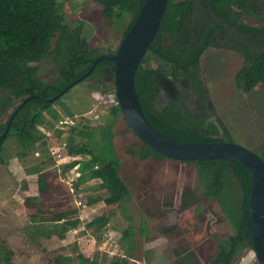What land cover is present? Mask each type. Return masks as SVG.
Returning <instances> with one entry per match:
<instances>
[{"label": "rangeland", "instance_id": "374dc122", "mask_svg": "<svg viewBox=\"0 0 264 264\" xmlns=\"http://www.w3.org/2000/svg\"><path fill=\"white\" fill-rule=\"evenodd\" d=\"M58 1L68 26H80L81 37L101 53H114L122 28L104 19L100 6L93 0ZM245 22L254 27L264 24L253 18ZM242 62L241 55L233 51L208 49L200 59L198 97L204 116L218 128L215 138L223 139L226 132L231 142L255 153L264 145V84L249 94L237 90L234 76ZM33 66L39 78L53 77L52 57ZM95 84L87 80L62 96L60 104L71 115L59 104L53 105L59 117L53 121L45 116L41 127L44 145L24 152L14 138L4 141L0 151V264H173L186 251L193 253L195 264L208 263L218 243L234 236V230L212 200L181 208L183 191H201L196 166L169 159H139V139L121 114L110 121L109 110L116 102L112 80L105 91L103 86L91 90ZM176 88L182 92L177 82ZM158 90V103L169 104L164 90L160 86ZM192 100L189 97L186 102L189 107ZM0 120L5 122L6 115ZM108 125L111 140L105 132ZM83 127L93 130V146L79 137L76 144L93 147L105 157H110L111 144L119 160V175L129 194L115 205H88L89 199L105 196L97 180L80 186L78 192L73 190L78 172L76 167H64L74 160L67 156L66 146L71 129ZM73 210L65 223L68 229L59 237L54 215ZM98 216L108 218L106 226L98 232L87 229L86 224ZM233 264L258 263L253 251L243 250Z\"/></svg>", "mask_w": 264, "mask_h": 264}, {"label": "trees", "instance_id": "16d2710c", "mask_svg": "<svg viewBox=\"0 0 264 264\" xmlns=\"http://www.w3.org/2000/svg\"><path fill=\"white\" fill-rule=\"evenodd\" d=\"M93 1L100 6L104 19L115 23L118 29L122 28L121 41L136 19L144 0ZM126 17L129 20L125 24ZM250 18L264 22V0L167 1L159 29L134 78L143 115L156 132L176 142H231L224 131L223 139L215 138L218 128L207 117L195 118L181 106L160 105L156 77L158 74L173 82L178 79L190 81L199 96L197 76L201 57L208 49H227L241 55L243 59L234 76L236 89L245 94L251 93L257 85L264 84V24L250 26L245 22ZM81 35L80 26L71 28L65 23L58 0H0V119L6 115L5 122L0 120V135L25 98L32 95L43 99L54 98L70 83L83 76L93 61L104 55L99 49L90 46ZM49 57H52L54 74L49 80H43L38 77L37 68L33 65ZM151 63L156 67L151 68ZM112 79V62L101 60L91 74L76 85L94 80L96 84L90 89L98 91L103 86L102 91H105ZM61 98L52 103L29 100L13 116L5 138L0 140V151L4 141L9 138H14L24 152L44 145L45 136L41 133V127L45 124V116L53 121L59 117L57 111L52 109L53 105L59 104L65 113L71 115L68 108L60 104ZM109 112L110 121L120 114L116 102ZM151 113L154 117H151ZM90 130L86 127L71 129L66 154L74 160L64 167L66 170L77 169L74 192L92 180L99 182L98 189L104 191L105 196L89 199V206L97 202L112 206L127 197L129 191L119 175L120 163L111 144L110 157L98 154L93 147L85 148L86 144H76V137H79L85 138L87 145L93 146V130ZM105 132L111 140L109 125ZM138 142L136 155L139 159H166L140 140ZM255 154L264 162V145L257 147ZM186 163L196 166L201 191L195 194L183 191L181 208L212 200L218 204L234 230V236L218 243L215 255L206 264H233L241 257L243 250L252 251L246 213L250 188L248 174L239 164L226 160ZM38 169L34 170L35 173ZM74 212L61 211L54 215L59 237L68 229L69 224L65 223L69 214ZM107 223L108 218L98 216L87 223L86 228L98 232ZM111 264L121 263L113 261ZM173 264H195L193 253L181 252Z\"/></svg>", "mask_w": 264, "mask_h": 264}, {"label": "water", "instance_id": "95a60500", "mask_svg": "<svg viewBox=\"0 0 264 264\" xmlns=\"http://www.w3.org/2000/svg\"><path fill=\"white\" fill-rule=\"evenodd\" d=\"M168 0H144L142 7L120 41L114 53L104 54L92 62L88 71L51 99L39 96L25 98L7 122L3 140L9 130L13 116L32 99L52 103L63 96L69 89L88 77L101 60L113 64L114 97L122 118L131 132L146 146L164 156L166 159L193 162L226 160L239 164L248 174L249 192L246 206L250 224L252 251L258 264H264V162L254 152L229 141L211 142H176L156 132L148 123L141 110L134 86L136 71L155 38ZM171 84V83H170Z\"/></svg>", "mask_w": 264, "mask_h": 264}, {"label": "flooded vegetation", "instance_id": "af4514ba", "mask_svg": "<svg viewBox=\"0 0 264 264\" xmlns=\"http://www.w3.org/2000/svg\"><path fill=\"white\" fill-rule=\"evenodd\" d=\"M157 76V86H160L164 90L166 96H168L170 101L169 105L177 107L181 106L187 114L195 118L200 119L205 117L203 113V108L201 106L202 100L196 94L193 85L190 81L178 79L177 83H179L182 89V92H179L176 88V82H173L169 79H165L164 77L159 76L158 74ZM189 97L193 98V104L191 107H189L186 103Z\"/></svg>", "mask_w": 264, "mask_h": 264}, {"label": "clouds", "instance_id": "9594fccd", "mask_svg": "<svg viewBox=\"0 0 264 264\" xmlns=\"http://www.w3.org/2000/svg\"><path fill=\"white\" fill-rule=\"evenodd\" d=\"M253 255H254V253H253Z\"/></svg>", "mask_w": 264, "mask_h": 264}]
</instances>
